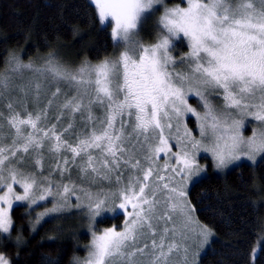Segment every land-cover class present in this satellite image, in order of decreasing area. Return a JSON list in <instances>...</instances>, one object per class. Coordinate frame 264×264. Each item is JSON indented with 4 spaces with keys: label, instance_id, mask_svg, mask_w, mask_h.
<instances>
[{
    "label": "snow or ice",
    "instance_id": "snow-or-ice-1",
    "mask_svg": "<svg viewBox=\"0 0 264 264\" xmlns=\"http://www.w3.org/2000/svg\"><path fill=\"white\" fill-rule=\"evenodd\" d=\"M91 2L101 24L108 17L114 22L111 39L115 47L123 45L117 56L79 69L51 55L38 68L13 58L0 73V101L13 90L20 94L8 99L7 116L0 111V232L12 227L13 198L31 206L51 197L53 206L39 220L69 209L75 196V207H87L93 222L108 212L126 217L121 231L93 232L83 264H138V256L170 264L181 251L187 264L196 211L188 197L193 177L204 172L198 153L209 154L217 169L264 160V0H186V7L165 8L163 34L152 44L137 37L144 14L162 0ZM181 38L188 51L177 61L172 51ZM25 70L32 76L14 85L13 76L23 77ZM42 95L47 103L40 107ZM213 96L223 104L218 107ZM190 97L198 98L202 112ZM192 117L199 139L188 127ZM244 117L258 122L247 138ZM46 153L54 166L41 178ZM33 164L39 173L25 167ZM73 168L81 184L72 179ZM199 234L205 242L210 235L206 228ZM0 264L10 262L0 255Z\"/></svg>",
    "mask_w": 264,
    "mask_h": 264
},
{
    "label": "trees",
    "instance_id": "trees-1",
    "mask_svg": "<svg viewBox=\"0 0 264 264\" xmlns=\"http://www.w3.org/2000/svg\"><path fill=\"white\" fill-rule=\"evenodd\" d=\"M51 51L74 63H94L113 56L116 47L90 0H0V72L11 53L28 59ZM188 198L197 219L214 232L199 264H264V240L252 256L264 236V160L241 162L222 174L209 170L195 180ZM41 205L12 208L10 234L0 235V254L10 264H75L73 259L88 250L86 229L119 226L123 220L104 215L88 226L84 211L73 208L37 223L32 211Z\"/></svg>",
    "mask_w": 264,
    "mask_h": 264
},
{
    "label": "rangeland",
    "instance_id": "rangeland-1",
    "mask_svg": "<svg viewBox=\"0 0 264 264\" xmlns=\"http://www.w3.org/2000/svg\"><path fill=\"white\" fill-rule=\"evenodd\" d=\"M180 1L162 0V3L155 4L153 6V9L150 10L148 13H145L144 17H142L141 25H140V29H139V35L137 38L144 44L155 43L157 38L161 34H163V29L159 25V19H160L161 15L163 14L165 8H174L177 6H181V7L187 6L186 0H180ZM90 2H91V0H90ZM92 4L95 6L94 3H92ZM97 13H98V11H97ZM103 24H105V25L107 24L109 26V30L111 33V29L114 25V22L111 20V18L110 17L106 18L105 22ZM175 43H176V47L173 49L172 55L176 58L177 61H179L180 58L182 56H184L185 53L188 51L187 42L185 40H183V38H181V41H177ZM122 47H123L122 44H121L120 48L116 47L115 54L109 58H106V59H112L115 56H117L119 54V52L121 51ZM50 55L52 57H54L55 59H57L61 64L65 65L71 69H79L81 66H84L85 64L96 65V64L101 62V61H98V62L91 63V62L85 61V62H80V63L79 62L74 63V62L70 61L69 57H67L63 52H60V51H51V52H47V53H39V54H36V55H34L28 59L23 58L20 53H11L7 58L8 60H7V63L5 65V68L0 73H3L6 69L9 68L10 63L13 62V58H18L19 61L22 62L23 64H32L34 67L38 68V67L43 66L46 63V61L50 58ZM178 67H182V65L178 64ZM9 74L11 75V73H9ZM31 76H32V73L29 70L24 71L23 77H20L19 75H14L13 76L14 85L26 83L27 80ZM61 86L67 90L66 85H61ZM53 90H54V88H53ZM69 91H71V93L74 94V90H69ZM18 95H20L19 92L17 90H13L11 92V94L6 99H4L3 101H0V111H3L5 116L8 115V110L5 107V105L8 103V99H11V98L16 97ZM210 98L213 100V103L217 104L218 107L223 104L222 100H217V98L214 96L210 97ZM41 99H42V103H41L40 107H43L47 103V97L42 95ZM61 99H63V97H61ZM189 102H190L191 106L194 108H197L198 111H201V112L203 111V106L199 104L198 98L190 97ZM28 107H29V111L34 112L36 110V105L31 102V98H29ZM95 113L97 116H100V115H102V110L97 108V109H95ZM237 118H240V117L237 116ZM78 119H79V117H78ZM191 119H192V122L188 125V127L190 129H196L194 135L196 136L197 139H199V130L197 128V121H196L195 117H192ZM244 123H245V127H244V129H242V133H243L244 137L247 138V137H250L252 135L253 131L257 128L258 122L251 117H244ZM8 132H9V129L7 127V124L5 123L4 128L2 130V133L6 138V142L10 143L11 141L8 138ZM171 143L175 144V141H171ZM173 150L177 151L178 149L174 148ZM260 159L261 158L258 157L257 161ZM197 160H198L199 165L204 168V172L200 173L196 177H193L194 181L197 180L198 178H201L202 176L206 175L209 172V170L222 174V173H225L226 171H228L229 169H231L232 167L238 165L241 162L252 163V161H249L247 159H242L241 161H237L234 164H230L227 168L217 169L215 167L214 162L212 161L211 156L207 153H204V152L198 153ZM158 162L161 166L164 164V162H165L164 154H161ZM53 166H54V160L52 159V157L48 156L46 153V158L44 160V168L42 170L41 178L49 176V171ZM25 167L29 171H37L39 173V170L35 169L34 164L31 165L30 167L28 165H25ZM71 176H72V179L77 184L82 183L81 180L79 179L78 169L73 168L71 170ZM51 179L54 182H60L61 181V177H60L59 173H53ZM67 182H68V180H67V174H66L65 178L63 179V183H67ZM105 183H107V182H105ZM84 186L87 187L86 184ZM95 190L96 189L93 188V191H95ZM5 191H6V189H5ZM14 192L18 195L23 194V190L19 187V185H14ZM0 195H3V192H0ZM54 202L55 201L51 197H49L45 201L38 202L37 205L29 206L28 202H26V201H15L13 198L12 208L17 204H25V205H27L28 209H31L33 207L38 208L39 206H42L41 204H43L44 207L32 211L33 213H36V215L39 216L40 213L45 212L46 209H48V208H51L53 206ZM76 203H77L76 198H75V196H73L71 198L72 207H70L69 209H67L65 211H69L73 208L82 209L84 211V214L86 215V219H87L86 225L91 226L93 221L89 218L87 207L77 208V207H75ZM12 208L9 209L10 217H11ZM62 212H64V211H62ZM62 212H60V213H62ZM57 214L58 213H53V214H50V216H45V217L51 218L53 216H56ZM105 215L106 216H114L115 214H113L112 212H108ZM42 219H44V217ZM125 219H126V217L123 216L122 223L119 226H116L113 224L109 227H101L99 229H92V228L86 229L90 233V241H89L87 253L84 256H78V257L74 258L73 262L75 264H83V262L86 261V259L89 256L91 247H92L93 232L100 234L107 228H115L117 231H121L124 228ZM39 220H36V222L38 223ZM193 221H194V223H193L192 227L195 228V232L190 233L191 238L187 241V245H188L187 264H199L202 254L210 246L211 240L214 237V232L208 226L204 225L203 223H201L197 219L195 212L193 213ZM177 223H179V221H177ZM172 226L173 225H171V224L169 225V227H172ZM82 228L83 229L85 228V224L82 226ZM201 228H206L208 230V232L210 233L206 242L204 241V237L199 234ZM10 231H11V228H10L8 233L0 232V235L7 236L10 234ZM177 240H179V236H177ZM263 240H264V236L262 235L261 238L254 245V249H253V253H252L253 258L257 254L259 247H260ZM141 243H143V241ZM148 243L150 244L151 241L149 240ZM0 255H3L4 257H6L4 254H0ZM6 258L9 260L8 257H6ZM148 259H149V257H147V256H138L137 262H138V264H148ZM9 262H10V260H9ZM113 264H122V262L117 260V261L113 262ZM170 264H185L183 252L181 251L180 253H174L172 255V259L170 261Z\"/></svg>",
    "mask_w": 264,
    "mask_h": 264
}]
</instances>
